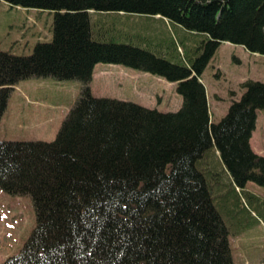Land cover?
Masks as SVG:
<instances>
[{
	"label": "trees",
	"instance_id": "trees-1",
	"mask_svg": "<svg viewBox=\"0 0 264 264\" xmlns=\"http://www.w3.org/2000/svg\"><path fill=\"white\" fill-rule=\"evenodd\" d=\"M3 1L53 11L54 19L52 39L30 54L0 50V119L25 78L75 79L81 87L53 140H0V189L30 195L35 211L20 251L1 264H235L221 208L236 209L240 191L250 205L248 182L264 186V155L250 146L264 82L244 80L240 97L213 121L201 74L224 41L264 57V0ZM120 12L158 16L200 39H172L171 60L168 36L156 41L138 31L134 44L92 27L93 13ZM97 63L173 82L181 105L160 111L95 96ZM211 146L235 190L215 193L217 178L200 162ZM222 196L232 200L218 207Z\"/></svg>",
	"mask_w": 264,
	"mask_h": 264
},
{
	"label": "rangeland",
	"instance_id": "rangeland-1",
	"mask_svg": "<svg viewBox=\"0 0 264 264\" xmlns=\"http://www.w3.org/2000/svg\"><path fill=\"white\" fill-rule=\"evenodd\" d=\"M53 19V11L11 6L1 0L0 50L17 55L30 54L35 43L52 39ZM91 21L94 29L120 42L139 44L138 31L144 36L155 37L156 41H165L168 36V54L164 55L171 60H176L172 39L183 40L187 45L200 39L169 28L163 19L156 16L93 13ZM263 62L262 55L249 52L241 45L226 41L220 43L201 74L213 121H218L227 112L231 101L240 97L243 92L240 85L244 80L264 82ZM98 67L110 69L115 79L112 80L111 74L110 81L104 76L95 77L91 91L97 96L131 100L160 111H174L181 105L182 98L175 90V83L162 77L121 64L98 63L96 70ZM136 75L140 76L139 79H135ZM80 87L81 82L75 79L33 76L19 81L0 119V140H53L78 98ZM250 146L256 153L264 155V111L257 113ZM200 162H206L209 173L213 172L217 178L215 193L225 194L230 180L214 146L206 151ZM246 190L254 195L249 198L250 207L260 218L256 220L242 207V204H247L243 191H240V203L236 204V209L226 212V208H221L230 223L231 253L235 264H264V224L261 218L264 205L259 203L264 200V186L248 182ZM222 197L215 199L218 207L221 204L225 207V203L232 200L231 197ZM34 226L35 211L30 195L10 194L0 189V264L20 251Z\"/></svg>",
	"mask_w": 264,
	"mask_h": 264
},
{
	"label": "crops",
	"instance_id": "crops-1",
	"mask_svg": "<svg viewBox=\"0 0 264 264\" xmlns=\"http://www.w3.org/2000/svg\"><path fill=\"white\" fill-rule=\"evenodd\" d=\"M99 15H109L108 13H98ZM116 14H118V15H120V14H122V12H120V13H116ZM124 14V13H123ZM156 17H158V16H156ZM163 22L166 24V25H168V22H167V20H165V19H163ZM169 27V26H168ZM98 64V63H97ZM97 64L94 66V69H93V73H92V80H91V82H90V85L91 84H93V80H94V78L95 77H102V76H104L106 79H108L109 81H110V74L111 75H113V79L112 80H114L115 79V75L112 73V71L110 70V69H107L106 67H98V70H96V66H97ZM121 70H123V69H121ZM124 72H126L125 70H123ZM139 75H136V77H135V79L137 78V79H139ZM203 82V81H202ZM173 83V82H172ZM120 85V84H119ZM137 86V89H139V85H136ZM15 87H16V85L14 86V89H15ZM91 87V90H92V85L90 86ZM13 89V90H14ZM93 93V92H92ZM95 95V94H94ZM95 96H97V95H95ZM209 104V103H208ZM179 108V107H178ZM177 110V109H176ZM175 111V110H174ZM250 140H251V138H250ZM217 152V151H216ZM230 183H231V181H230ZM246 186V185H245ZM229 188L231 189V188H234L233 187V185L231 184L230 186H229ZM234 190H235V188H234ZM244 190H245V187H244ZM236 192V191H235ZM259 199L260 197L259 196H256V199ZM247 199V198H246ZM261 199V198H260ZM247 204H248V202H247ZM245 205V204H242V207L246 210V212L247 213H249V214H251L256 220L258 219V218H260V216L258 215V213H255L256 211L253 209V207H250V205L248 204V205Z\"/></svg>",
	"mask_w": 264,
	"mask_h": 264
}]
</instances>
